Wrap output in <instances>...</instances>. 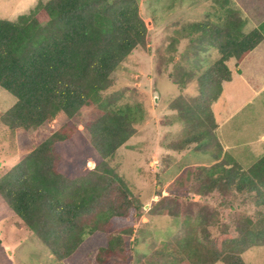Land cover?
Here are the masks:
<instances>
[{"label":"trees","instance_id":"trees-1","mask_svg":"<svg viewBox=\"0 0 264 264\" xmlns=\"http://www.w3.org/2000/svg\"><path fill=\"white\" fill-rule=\"evenodd\" d=\"M243 27L240 11L228 7L218 21L187 23L178 28L176 34H182L181 38L197 33L195 39L190 38L188 47L197 57H182L192 65L188 72L178 62L184 59L175 61V55L166 59L160 51L157 53L159 63L175 61L182 69L178 80L168 74L176 85L192 82L197 86L199 98L194 110L199 116L194 117L191 105L181 111L191 114L188 120L199 130L183 145L199 143L207 129H215L210 107L221 94L222 84L232 80L228 62L232 59L238 66L263 39L260 31L245 34ZM149 40L138 0L40 1L16 20L0 18V86L16 97L0 121L11 130H29L60 114L71 119L83 116L89 144L100 159L88 172H69L70 149L80 142V136L75 125L66 123L0 177V196L65 264H85L83 244L98 232L107 233L108 241L97 251V263L125 264L130 260L126 237L134 232L131 218L138 207L127 181L108 159L134 135L143 112L140 107L117 104L104 92L112 85V73L121 68L132 51ZM169 46L176 49L174 42ZM211 48L218 51L217 61L204 66L199 78H195L194 68L201 71L206 60L198 54ZM204 99L206 102L201 103ZM181 100V105L187 104ZM181 105L173 104L171 109L180 111ZM212 156L216 163L198 167L199 179L203 181L198 194L205 195L213 189L224 193L232 188L264 187V155L247 170L229 168L219 161L222 153ZM166 199L162 197L155 204L164 205ZM160 211L164 215L170 213L168 209ZM236 229L237 235L230 239L220 237L221 248L209 247L192 230L187 243L162 245L150 255L153 260L161 258L165 262L167 256L173 255L191 264H245L241 254L264 244V212L256 218H240Z\"/></svg>","mask_w":264,"mask_h":264},{"label":"rangeland","instance_id":"rangeland-1","mask_svg":"<svg viewBox=\"0 0 264 264\" xmlns=\"http://www.w3.org/2000/svg\"><path fill=\"white\" fill-rule=\"evenodd\" d=\"M40 1L49 0H0V18L16 20ZM152 2L138 0L150 40L132 51L121 68L112 73V85L104 92L117 104L140 107L143 112V117L135 125L134 135L108 162L127 181L134 204L138 207L131 218L134 232L126 237V247L131 256L125 264H191L173 255L166 257L167 262L161 258L153 260L150 253L162 245L187 243L192 238V230H196L198 240L207 241L209 247L221 248L220 237L228 240L237 235L236 225L240 218L246 215L256 218L264 212V187L251 190L248 187L243 190L232 188L224 193L213 189L205 195L197 193L203 186L198 167H210L214 161L217 162L212 156L214 153H222L219 161L229 168L243 170L264 155V92L256 94L243 89L239 83L240 76L234 73L231 81L222 84L221 94L211 104L215 129H207L199 143L183 145L199 129L188 120L191 114L181 109L191 105L194 110L199 94L194 83L178 86L168 74L178 80L182 69L188 72L192 67L185 58L197 57L188 49L190 38L195 39L197 33L181 38L182 34L177 36L176 31L180 26L182 29L189 18L199 17L201 20L214 12L211 0ZM151 3L158 5L154 16L151 15ZM221 16L218 14L216 20ZM150 20L157 25L151 27ZM173 42L175 50L169 46ZM159 51L166 59L170 55H175V61L184 59L178 61L182 69L175 61L159 63L156 56ZM184 55L186 57L182 58ZM198 56L206 60L201 71L194 68L195 78H199L204 66L214 65L219 54L217 49L211 48L208 52L201 51ZM260 61L261 57H256L252 63L260 66ZM228 65L235 70L234 60L231 59ZM181 99L187 104L181 105ZM15 102L16 97L0 86V117ZM205 102V99L201 101ZM173 104H180V111L171 109ZM196 112L197 109L194 117L199 116ZM84 119L83 116L71 119L60 114L41 127L29 130H11L0 121V177L66 123L75 125L80 136V142L70 149L69 172L75 169L90 171L100 159L89 144ZM158 192L161 195H156ZM162 197L167 198L166 203L156 205ZM163 209L170 213L162 214L160 210ZM173 213L180 216L171 215ZM200 217H205L204 221L199 220ZM107 241L105 232H98L85 240V264H99L95 260L96 253ZM241 255L245 264H264V244L252 246ZM0 264H65L22 222L1 196ZM216 264L225 263L219 261Z\"/></svg>","mask_w":264,"mask_h":264},{"label":"crops","instance_id":"crops-1","mask_svg":"<svg viewBox=\"0 0 264 264\" xmlns=\"http://www.w3.org/2000/svg\"><path fill=\"white\" fill-rule=\"evenodd\" d=\"M154 1L158 3V0ZM211 3L214 14H206L201 20H199V17L189 18V21L184 25L205 20L218 21L216 20L217 15L225 13L228 7L239 10L244 20L243 32L248 34L253 30H258L263 35V39L245 56L238 66L235 64V70L233 69L232 73H237L240 76L239 83L243 89L256 94L264 92V0H211ZM154 5H151V15L153 16L157 14L156 8H158V5H155L156 7ZM150 22L151 27L157 25L154 20H150ZM256 57H261L260 66H255V63H252ZM233 74L232 78H234Z\"/></svg>","mask_w":264,"mask_h":264}]
</instances>
